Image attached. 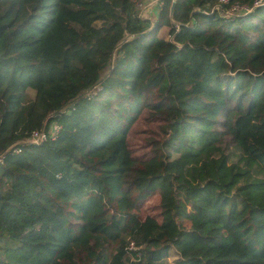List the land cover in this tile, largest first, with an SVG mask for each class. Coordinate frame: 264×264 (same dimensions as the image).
<instances>
[{
	"label": "trees",
	"instance_id": "16d2710c",
	"mask_svg": "<svg viewBox=\"0 0 264 264\" xmlns=\"http://www.w3.org/2000/svg\"><path fill=\"white\" fill-rule=\"evenodd\" d=\"M135 2L0 0V264H264V0Z\"/></svg>",
	"mask_w": 264,
	"mask_h": 264
},
{
	"label": "rangeland",
	"instance_id": "374dc122",
	"mask_svg": "<svg viewBox=\"0 0 264 264\" xmlns=\"http://www.w3.org/2000/svg\"><path fill=\"white\" fill-rule=\"evenodd\" d=\"M149 19L155 20L157 19V17L149 18ZM158 36L167 38V35L165 34V30L163 28L159 30ZM107 73L108 72L106 71L105 74ZM101 93H102L101 86H96L93 89L90 98L97 97V95H101ZM153 133H154V129L152 127L146 126V124L142 122L136 123L132 127L130 131V136H129V141L131 143V149L133 151H136L138 155L146 152L147 150H144L146 148L145 145H149L148 140H149V137L153 136ZM129 249L136 250L137 248L134 246V243L132 242L129 244Z\"/></svg>",
	"mask_w": 264,
	"mask_h": 264
},
{
	"label": "built area",
	"instance_id": "2783aa9c",
	"mask_svg": "<svg viewBox=\"0 0 264 264\" xmlns=\"http://www.w3.org/2000/svg\"><path fill=\"white\" fill-rule=\"evenodd\" d=\"M146 1H151L156 3L157 5V10L159 9V7L162 5V0H136V8L138 10V14L141 17H144V6ZM221 2L226 3L227 0H221ZM232 10H236V11H247L246 7H241L239 5H234L232 7ZM93 89L88 93L89 97L91 96ZM59 126H57L56 124H52L51 126L47 127L44 126L42 127L39 131H34L31 134V137L29 139V142L32 144H39L44 142L45 140H47L48 137L55 135L58 131H59ZM14 152H19L18 150H14Z\"/></svg>",
	"mask_w": 264,
	"mask_h": 264
},
{
	"label": "crops",
	"instance_id": "0c3cea01",
	"mask_svg": "<svg viewBox=\"0 0 264 264\" xmlns=\"http://www.w3.org/2000/svg\"><path fill=\"white\" fill-rule=\"evenodd\" d=\"M144 17L147 18H155L156 13H157V5L154 2L151 1H146L145 6H144ZM165 30V34L167 35V28H163Z\"/></svg>",
	"mask_w": 264,
	"mask_h": 264
}]
</instances>
